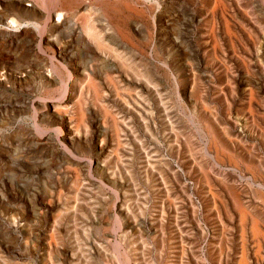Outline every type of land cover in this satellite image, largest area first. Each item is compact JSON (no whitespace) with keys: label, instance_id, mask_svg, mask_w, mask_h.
I'll use <instances>...</instances> for the list:
<instances>
[{"label":"rangeland","instance_id":"374dc122","mask_svg":"<svg viewBox=\"0 0 264 264\" xmlns=\"http://www.w3.org/2000/svg\"><path fill=\"white\" fill-rule=\"evenodd\" d=\"M0 264H264V0H0Z\"/></svg>","mask_w":264,"mask_h":264},{"label":"bare ground","instance_id":"6f19581e","mask_svg":"<svg viewBox=\"0 0 264 264\" xmlns=\"http://www.w3.org/2000/svg\"><path fill=\"white\" fill-rule=\"evenodd\" d=\"M44 2V1H43ZM111 6V5H110ZM111 12V11H110ZM57 13V12H56ZM91 28H93V27H91ZM93 32V31H92ZM91 32V33H92ZM96 33V32H95ZM88 36H90L89 34H87ZM94 35V34H93ZM98 35V34H97ZM89 38V37H88ZM91 39H93V38H91ZM95 43H97V42H95ZM99 44H97V46H98ZM105 46V45H104ZM102 47V46H101ZM101 47H99V48H101ZM103 48V47H102ZM104 49H105V47H104Z\"/></svg>","mask_w":264,"mask_h":264}]
</instances>
